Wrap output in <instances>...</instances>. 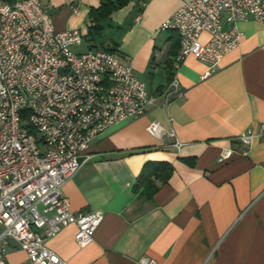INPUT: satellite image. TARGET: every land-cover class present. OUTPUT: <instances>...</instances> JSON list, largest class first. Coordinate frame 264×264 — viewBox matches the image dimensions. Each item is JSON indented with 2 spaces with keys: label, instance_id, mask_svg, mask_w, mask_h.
<instances>
[{
  "label": "crops",
  "instance_id": "obj_1",
  "mask_svg": "<svg viewBox=\"0 0 264 264\" xmlns=\"http://www.w3.org/2000/svg\"><path fill=\"white\" fill-rule=\"evenodd\" d=\"M186 1L132 0L101 24V38L85 43L87 50L114 49L149 94L159 93L179 47L178 35L159 27ZM41 2L56 32L77 30L84 38L100 0ZM236 28L240 44L214 72L205 76L208 63L187 56L175 70L179 93L167 106L102 134L91 159L64 184L73 212H103L88 246L76 244L74 224L47 241L67 264H264V139H254L246 154L237 140L264 124V20ZM152 121L173 129L181 147L149 134ZM222 149L236 153L222 160ZM148 162L173 168L151 198L132 190ZM4 264L29 262L11 243Z\"/></svg>",
  "mask_w": 264,
  "mask_h": 264
},
{
  "label": "built area",
  "instance_id": "obj_2",
  "mask_svg": "<svg viewBox=\"0 0 264 264\" xmlns=\"http://www.w3.org/2000/svg\"><path fill=\"white\" fill-rule=\"evenodd\" d=\"M248 19L264 20V0L184 2L159 27L179 37L174 70L193 56L208 63L205 76L214 72L240 44L236 23ZM82 43L77 30H54L41 0L0 2V264L11 243L29 264H67L46 243L71 224L76 244H91L103 212H73L64 184L91 159L102 134L165 108L179 93L175 72L151 95L128 60L103 49L71 50ZM146 130L181 147L173 129L152 121ZM257 138L264 139V124L237 137L240 153ZM235 153L222 149L220 157ZM139 264L156 263L141 258Z\"/></svg>",
  "mask_w": 264,
  "mask_h": 264
},
{
  "label": "trees",
  "instance_id": "obj_3",
  "mask_svg": "<svg viewBox=\"0 0 264 264\" xmlns=\"http://www.w3.org/2000/svg\"><path fill=\"white\" fill-rule=\"evenodd\" d=\"M2 1L10 2L8 0ZM131 1L132 0H100L98 7L91 8L89 11L90 25L87 30V36L83 38L84 43H89L95 38H101L103 31L101 24L108 20L114 12L124 8ZM103 50L111 53L115 51L111 48H103ZM174 50H176V47ZM174 55H176V53ZM168 70V81L170 82L175 72L173 63L168 64ZM172 171V166L167 162L146 163L135 180L132 188L133 192L147 198L153 197L159 188L157 182L160 184L167 183Z\"/></svg>",
  "mask_w": 264,
  "mask_h": 264
},
{
  "label": "rangeland",
  "instance_id": "obj_4",
  "mask_svg": "<svg viewBox=\"0 0 264 264\" xmlns=\"http://www.w3.org/2000/svg\"><path fill=\"white\" fill-rule=\"evenodd\" d=\"M71 50H72L73 52H76V53H78V52H84L85 50H87V46H86L85 43H83V44L78 45V46H76V47H72ZM37 136H38V135H37ZM1 230H2V229L0 228V231H1Z\"/></svg>",
  "mask_w": 264,
  "mask_h": 264
}]
</instances>
